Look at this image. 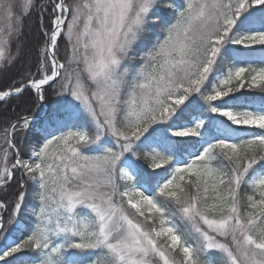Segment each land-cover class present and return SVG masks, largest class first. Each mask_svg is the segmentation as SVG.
<instances>
[{
	"label": "snow or ice",
	"instance_id": "obj_1",
	"mask_svg": "<svg viewBox=\"0 0 264 264\" xmlns=\"http://www.w3.org/2000/svg\"><path fill=\"white\" fill-rule=\"evenodd\" d=\"M0 13V74L24 62L0 103L61 98L42 122L0 126V264H264V0H0ZM29 197L32 222L8 243Z\"/></svg>",
	"mask_w": 264,
	"mask_h": 264
},
{
	"label": "trees",
	"instance_id": "obj_2",
	"mask_svg": "<svg viewBox=\"0 0 264 264\" xmlns=\"http://www.w3.org/2000/svg\"><path fill=\"white\" fill-rule=\"evenodd\" d=\"M44 2V0H42ZM183 0H177V3H183ZM47 23V21H45ZM28 26V34L25 38V55L26 57H31L32 61L34 63L36 52H37V45L40 42V35H39V29L37 27V19L35 13L29 18L27 21ZM152 40H155V36L152 37ZM60 55L63 59V56L66 54L64 52V42L63 40L60 42ZM256 57H259L260 53L257 52L254 54ZM24 62L21 61L20 63L14 65L10 70L7 72L0 74V87L6 86L15 76L18 75V73L21 71L23 67ZM248 95L256 97L257 102L259 100V92L258 90H252L248 93ZM55 94H49L47 100L45 101L47 105L49 106V112L48 115L54 112L56 109L54 107V100H55ZM32 101L30 98L20 101H13L10 105L4 106L2 103H0V126H3L4 123L7 122L9 119H14L17 114L23 113L28 114L29 111L34 112L35 116H38L42 113V106L38 108H32ZM47 115V116H48ZM47 116L45 118H47ZM44 118V119H45ZM42 119L41 122L44 120ZM39 133L33 129L24 134L21 140L18 141L20 143V146L22 148V152L25 157H27L31 150L38 146L37 140H38ZM143 162L145 167L148 165V161H145L143 159V156L141 155V161ZM17 189V184L14 181L12 183L11 188L9 189V195H11L13 192H15ZM29 192H31V187H29ZM31 199L29 197L28 200V207L26 208L24 212V219L21 220L24 223V229L20 232L18 231L17 235H20V238H23L25 236L26 228L25 226L27 224H30L31 221ZM3 243V240H0V245ZM24 259H27V257H24Z\"/></svg>",
	"mask_w": 264,
	"mask_h": 264
},
{
	"label": "rangeland",
	"instance_id": "obj_3",
	"mask_svg": "<svg viewBox=\"0 0 264 264\" xmlns=\"http://www.w3.org/2000/svg\"><path fill=\"white\" fill-rule=\"evenodd\" d=\"M184 1V0H183ZM16 3H17V5L19 4V0H16ZM16 11L18 12L19 11V7H17V9H16ZM6 24H7V21L4 19V17H3V14L2 13H0V27H5L6 26ZM55 100H54V107H55V109H57L58 108V106H59V104L61 103V98L60 97H57L56 95H55ZM46 103V102H45ZM46 105H47V103H46ZM48 106V105H47ZM49 107V106H48ZM141 163H143V162H141ZM144 164V163H143ZM24 229V223L21 221L20 222V227H19V229L17 230V231H22ZM11 236H12V234H11ZM9 237V239H8V242L9 243H11V242H13V241H15V240H18L19 238V236H16V235H14L13 237Z\"/></svg>",
	"mask_w": 264,
	"mask_h": 264
},
{
	"label": "water",
	"instance_id": "obj_4",
	"mask_svg": "<svg viewBox=\"0 0 264 264\" xmlns=\"http://www.w3.org/2000/svg\"><path fill=\"white\" fill-rule=\"evenodd\" d=\"M8 242V241H7ZM9 243V242H8Z\"/></svg>",
	"mask_w": 264,
	"mask_h": 264
}]
</instances>
